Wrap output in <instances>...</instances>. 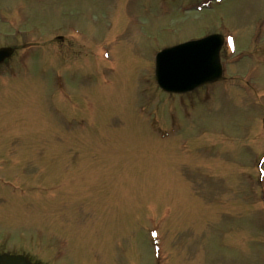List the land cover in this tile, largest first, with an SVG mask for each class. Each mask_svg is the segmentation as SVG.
I'll return each mask as SVG.
<instances>
[{
    "label": "rangeland",
    "instance_id": "rangeland-1",
    "mask_svg": "<svg viewBox=\"0 0 264 264\" xmlns=\"http://www.w3.org/2000/svg\"><path fill=\"white\" fill-rule=\"evenodd\" d=\"M213 33L223 79L159 90ZM0 46V252L264 264V0H0Z\"/></svg>",
    "mask_w": 264,
    "mask_h": 264
},
{
    "label": "water",
    "instance_id": "water-1",
    "mask_svg": "<svg viewBox=\"0 0 264 264\" xmlns=\"http://www.w3.org/2000/svg\"><path fill=\"white\" fill-rule=\"evenodd\" d=\"M223 38L212 35L164 50L156 56L155 78L168 93H187L222 77L219 51ZM13 53L11 48L0 49V63ZM0 264H32L21 255H0Z\"/></svg>",
    "mask_w": 264,
    "mask_h": 264
},
{
    "label": "snow or ice",
    "instance_id": "snow-or-ice-1",
    "mask_svg": "<svg viewBox=\"0 0 264 264\" xmlns=\"http://www.w3.org/2000/svg\"><path fill=\"white\" fill-rule=\"evenodd\" d=\"M229 41L231 42V38H229Z\"/></svg>",
    "mask_w": 264,
    "mask_h": 264
}]
</instances>
